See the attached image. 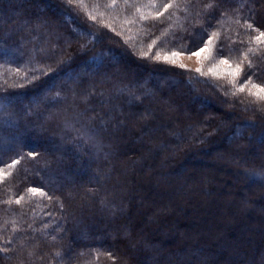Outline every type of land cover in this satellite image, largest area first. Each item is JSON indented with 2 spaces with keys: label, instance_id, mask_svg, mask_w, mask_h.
<instances>
[{
  "label": "trees",
  "instance_id": "trees-1",
  "mask_svg": "<svg viewBox=\"0 0 264 264\" xmlns=\"http://www.w3.org/2000/svg\"><path fill=\"white\" fill-rule=\"evenodd\" d=\"M248 23L264 31V0H0V264H264ZM213 33L238 78L164 61Z\"/></svg>",
  "mask_w": 264,
  "mask_h": 264
},
{
  "label": "snow or ice",
  "instance_id": "snow-or-ice-1",
  "mask_svg": "<svg viewBox=\"0 0 264 264\" xmlns=\"http://www.w3.org/2000/svg\"><path fill=\"white\" fill-rule=\"evenodd\" d=\"M70 2H71V0H70ZM171 6H172L171 4H163V5H162V7L164 8L165 11H167V9L170 8ZM157 15L160 16V15H163V13H162V12H158ZM247 28H248V29H252L253 31L258 32V35H256V36L254 37L255 40H256L258 43L264 42V31H260L258 27H255V28H254V26H253L252 23H248V24H247ZM215 36H216V33H213V34L208 38V40H206V41H201V45H200V46H197L196 49H195V51H191V50H189V53H188V54L191 55V56L200 57L201 53H204V52H211V51H212V47H213V38H214ZM181 54H182V53H180V52L173 51V52L170 53V55H165V56L163 57V59H164V61H166V62H169V63L175 64V63H176V59H175V57H177V56H179V55H181ZM148 56H149V53H148V52L142 53V57L146 58V57H148ZM152 58L155 59V60H157V61H159V60L161 59V56H160L159 53H157V54H155ZM220 62H221V63H224V64H228V63H229L226 59H222ZM180 67H181V68H184L185 65L180 64ZM217 67H218V66H217ZM249 67H251L250 64H249ZM229 68H230L231 70L228 72V74L231 75V76H233L234 79H235V78H238V77L241 75L242 71H243V70L241 69L240 65H238V64H237L234 68H233L232 65L229 64ZM196 71H197V72H200L201 69L197 68ZM209 71H210V72H213L214 74L216 73V69H209ZM44 74H46V73H42V75H44ZM245 75L248 76V79H245V80L243 81V83H241L240 88H239V91H241V92H243V91L245 90V85H246L247 83H249V81H250V75H249V74H245ZM253 87H259V86H257V85H253ZM260 91H264V87H261V88H260ZM27 155H28L29 157L35 159L36 156L38 155V153H36L35 151H31V150H30V151L27 153ZM19 163H20L19 160H17V159H13V160L11 161V164H6L5 166L8 167V168H12V167L16 166V165L19 164ZM0 164H5V162H4L3 160H0ZM4 178H5L4 169H3V168H0V182H2V181L4 180ZM260 179L264 180V175H261V176H260ZM28 191L31 192V193H33V194H37V193H39V194H41V195H45V193L42 191V189L37 188V187H31V188L28 189ZM21 199H23V197H21L20 199H18V200L16 201V203L19 204Z\"/></svg>",
  "mask_w": 264,
  "mask_h": 264
},
{
  "label": "rangeland",
  "instance_id": "rangeland-1",
  "mask_svg": "<svg viewBox=\"0 0 264 264\" xmlns=\"http://www.w3.org/2000/svg\"><path fill=\"white\" fill-rule=\"evenodd\" d=\"M175 59H176V64L178 66H180V64H183V65H185V67L183 69H185V70L187 69L188 72H194L195 74L199 73V72L196 71L197 68L201 69L200 73H202V74H204V73L205 74H209V73L213 74V72H210L209 69H216V74H218V73L224 74V72H226L227 69H228L227 67L229 66V63L228 64L221 63L220 61L222 59H220V60L217 59V57L214 56L211 52L201 53L200 57L191 56L189 54H181V55L175 57ZM192 78H195V77H192ZM218 107L221 108V106H219V105H218ZM261 146H262L261 144L256 146L258 151L260 150ZM211 158H213V157H210V159ZM140 181L144 182V180H140ZM218 186L220 188L221 185H218ZM218 186H216V187H218ZM263 187H261V188H263ZM230 190L233 191V189H230ZM227 198H229V200H230L231 199V195L227 196ZM261 202L264 205V196L261 198L260 203ZM255 207H258V205L250 202V205L249 206H244V209L242 211L238 209V211H237L238 213L237 214L241 218V217L244 216V214H247L248 212L254 211V212L260 213V211L257 208H255ZM235 212H234L233 215H237ZM168 214L169 213H167V215ZM171 216H175V215H173V213H172ZM235 218L237 219V217H235ZM234 220L235 219L229 220V221H234ZM262 225H263V223H262ZM262 225L259 226V230L264 229L263 228L264 226H262ZM248 233H249V236L253 235V231L252 232L248 231ZM250 233H252V234H250ZM245 234H246V232H245ZM200 242H201V240H200V238H198L197 240L195 239V241L193 239L190 244L198 245V244H200ZM221 250H223V251H221ZM232 250H233L232 247L227 248L225 245L220 247V252H222V253H227V254L230 253V252L232 253ZM213 259L214 258H212V260Z\"/></svg>",
  "mask_w": 264,
  "mask_h": 264
}]
</instances>
